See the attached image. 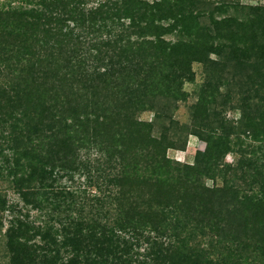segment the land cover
<instances>
[{"label": "trees", "instance_id": "16d2710c", "mask_svg": "<svg viewBox=\"0 0 264 264\" xmlns=\"http://www.w3.org/2000/svg\"><path fill=\"white\" fill-rule=\"evenodd\" d=\"M194 62L205 81L182 125ZM156 104L159 135L138 118ZM179 133L205 144L192 164L167 156ZM75 173L78 190L61 182ZM0 179L46 210L44 226L11 220V264H264V6L0 0Z\"/></svg>", "mask_w": 264, "mask_h": 264}, {"label": "rangeland", "instance_id": "374dc122", "mask_svg": "<svg viewBox=\"0 0 264 264\" xmlns=\"http://www.w3.org/2000/svg\"><path fill=\"white\" fill-rule=\"evenodd\" d=\"M243 4H253V5H262L264 6V0H239ZM167 39H176V36L171 35L167 36ZM193 70L195 72V79L193 81H185L182 85L183 91L187 92L185 99H179L176 101V103H173L172 110V116L174 120H177L182 125H189L191 122V105L197 100L196 92L198 88L204 83L205 81V74L203 70V65L199 62L193 63ZM235 103V102H233ZM221 110L224 112V116L227 119H230L232 121L237 122L239 118L241 117V110L240 109H234L230 107H226L223 109L220 107ZM162 108L159 107L158 104L155 105L154 109H147L143 112H140L138 115V118L140 120H145L148 122L155 123V130L154 134L159 135L162 130V122L158 118V115L161 113L162 117L163 115ZM160 121H159V120ZM180 134V140H177L178 148L169 149L167 151V156L174 158L176 161H179L181 163H190L192 164L194 162V156L196 154V151L203 147L205 144L198 138L197 135L194 134H185V133H179ZM188 135V136H187ZM99 156L97 152H94L92 154V157ZM239 156L235 152H228L223 160V165L228 166L230 164H235L238 160ZM86 177L83 175L81 176L79 173L74 174V181H70L68 178H64L63 181H61L63 184L69 185L73 190H78V186L80 184L81 187H83V182L86 181ZM206 184L209 186H212L215 182L212 179H205ZM219 184L222 183L221 180L218 181ZM91 190L95 191L96 188L92 187ZM0 192L4 194L8 201V210L3 211L0 214V220L2 224L0 225V264H11V253L7 246V228L11 224V220L14 219L17 215H21L20 211H22L21 217L24 218V215L28 213L29 215V221L33 222L34 226H44L46 222V216L45 211L46 210H38L33 209L31 207H25L24 202L19 196L17 192H15L14 188L12 187V184L10 181L5 179H0ZM12 208H15V210H12ZM209 236H204L202 238H199L201 241V244L208 246L210 243ZM32 243H42L41 239L39 237L33 239L31 241ZM217 251V250H216ZM222 250H218V253L220 254ZM215 252V251H214ZM222 254V253H221ZM226 255V254H225ZM215 257V256H212ZM225 257V256H224ZM226 261V264H230L233 261L231 259L225 258L224 262ZM245 262L243 261V264ZM238 264V262L236 263ZM259 264V263H258Z\"/></svg>", "mask_w": 264, "mask_h": 264}]
</instances>
